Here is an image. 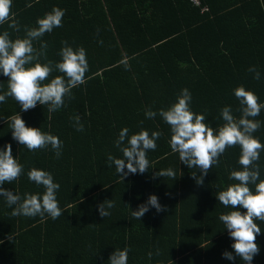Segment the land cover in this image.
<instances>
[{"label": "trees", "instance_id": "1", "mask_svg": "<svg viewBox=\"0 0 264 264\" xmlns=\"http://www.w3.org/2000/svg\"><path fill=\"white\" fill-rule=\"evenodd\" d=\"M31 7H27V4ZM13 0L12 12L20 30L0 25L11 39L23 38L25 28L36 27L38 18L53 7L66 10L62 27L46 33L34 47L47 42V60L59 62L62 42L83 47L89 71L85 83L72 89L74 98L48 112L47 105L23 111L12 98L0 103V149L12 145V155L24 173L0 187L23 198L25 193H43L27 172L38 168L53 174L60 184L57 200L63 215L13 217L0 195V264H108L116 249L127 247L128 264H247L236 256L234 240L219 220L233 209L217 199L219 191L238 183L229 179L241 170L240 147L228 148L197 185L192 173L170 148V127L159 116L177 102L181 90L192 96L190 108L205 114L206 123L218 129L224 121L221 109L231 106L241 115L234 89L243 85L264 103V0ZM206 7L207 11L201 12ZM102 41V43H100ZM255 66L261 79L248 69ZM57 75L53 71L49 80ZM8 77L0 73V94L8 90ZM47 82V81H46ZM157 112L153 119L145 111ZM20 114L27 127L58 136L61 156L51 147L29 151L12 138L7 117ZM79 115L84 131L74 128ZM261 128L253 135L264 144V109ZM143 121L141 124L140 122ZM129 136L141 129L162 132L155 151L147 153L150 168L144 174H129L123 180L107 157L123 159L115 142L122 128ZM126 144V141H125ZM264 180V151L258 161ZM172 168L176 179L154 178L161 169ZM127 171V168H125ZM259 182V181H258ZM254 191V186H250ZM156 195L166 211H149L140 220L131 211ZM112 200L111 215L101 217L98 206ZM14 207V206H13ZM242 213L246 209L238 208ZM256 243L260 251L251 264H264V221ZM159 250V255H157ZM229 252L234 259L223 256ZM152 256L149 258L148 253Z\"/></svg>", "mask_w": 264, "mask_h": 264}, {"label": "clouds", "instance_id": "2", "mask_svg": "<svg viewBox=\"0 0 264 264\" xmlns=\"http://www.w3.org/2000/svg\"><path fill=\"white\" fill-rule=\"evenodd\" d=\"M12 3L13 0H0V25L7 23L8 28L19 31L20 23L12 12ZM26 6L32 5L29 3ZM65 14L66 10L53 7L44 17L37 19L36 27L25 28L26 35L23 38L13 40L7 30L0 33V73L9 78L8 90L0 94V103L5 102L7 97H12L23 111L34 109L39 103L47 105L48 112H56L65 106L66 97L74 98L72 89L85 83L89 64L86 50L82 46L74 49L67 41H63L58 53L61 60L59 62L47 60L46 63L40 61L41 58L47 57V42L41 43L39 48L34 47V41L40 40L46 33H51L54 28L63 26ZM53 71L63 75H57L49 80ZM248 71L254 74V79H261V74L255 66L250 67ZM234 95L239 101L238 111L241 115L237 118L233 115L231 106L223 107L220 115L224 123L218 129L210 127L205 122V114H197L191 110L192 96L187 88L181 90L177 102L167 109H160L158 114L170 127L171 151L178 153L179 160L189 169H199L201 175L192 173L197 185H203L204 177L219 163V157L228 148L240 147L238 163L242 168L231 171L229 176V179L238 183L228 185L216 196L223 206L233 209L219 216V220L234 240L232 249L242 261L251 264L254 256L260 251L256 238L261 233V228L255 221H264V180L260 179L258 164L260 153L264 151V144L253 135L262 126V122L255 118L264 109V103H260L258 96L246 90L243 85L234 89ZM156 115L157 112L151 109L145 111L147 119H153ZM73 120L75 130L83 132L84 124L81 117L76 115ZM7 122L12 130V138L29 151L50 146L55 151L56 158L61 156L63 142L58 136L42 132L40 128L27 127L18 113L7 117ZM129 131L127 127L122 128L115 142L123 154V159L109 154L106 162L109 168L115 165L116 173L122 180L129 174H144L148 171L150 163L147 153L156 150V141L163 134L160 131H152L150 134L149 131L141 129L129 136ZM23 173L24 166L12 155V145H5L0 149V185L18 180ZM27 176L37 186H42L44 191L42 194L25 193L21 198L19 194L0 187V195L4 197L8 207L12 208L11 216L30 218L48 216L56 220L63 215L57 200L60 184L54 182L53 174L32 168L27 172ZM156 177L175 180L176 172L172 168L161 169L154 173V178ZM250 186H254L255 190L253 191ZM149 206L154 207L157 212L166 211L159 203L158 197L150 195L145 204L138 206V210L131 211L132 217L140 220L149 211ZM113 207L114 201L111 199L104 201L98 206L99 215L104 218L110 216L108 209ZM240 207L246 209V212L239 211ZM128 253L127 247L116 249L110 255L108 264H128ZM156 254H160L159 250ZM148 256L151 258L152 253L149 252ZM223 256L229 260L234 259L227 251Z\"/></svg>", "mask_w": 264, "mask_h": 264}, {"label": "built area", "instance_id": "3", "mask_svg": "<svg viewBox=\"0 0 264 264\" xmlns=\"http://www.w3.org/2000/svg\"><path fill=\"white\" fill-rule=\"evenodd\" d=\"M189 1L195 6H199V7L201 6L200 0H189ZM204 11H207L206 7L201 8V12H204Z\"/></svg>", "mask_w": 264, "mask_h": 264}, {"label": "crops", "instance_id": "4", "mask_svg": "<svg viewBox=\"0 0 264 264\" xmlns=\"http://www.w3.org/2000/svg\"><path fill=\"white\" fill-rule=\"evenodd\" d=\"M102 3H104V0H100Z\"/></svg>", "mask_w": 264, "mask_h": 264}]
</instances>
